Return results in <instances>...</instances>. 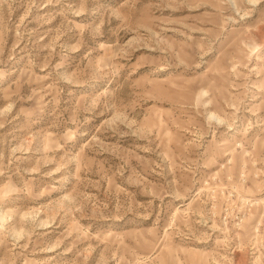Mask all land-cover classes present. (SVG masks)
<instances>
[{"label": "rangeland", "instance_id": "374dc122", "mask_svg": "<svg viewBox=\"0 0 264 264\" xmlns=\"http://www.w3.org/2000/svg\"><path fill=\"white\" fill-rule=\"evenodd\" d=\"M0 264H264V0H0Z\"/></svg>", "mask_w": 264, "mask_h": 264}]
</instances>
